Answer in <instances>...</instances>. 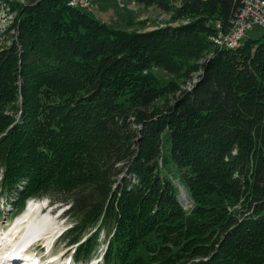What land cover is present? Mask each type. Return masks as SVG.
I'll return each instance as SVG.
<instances>
[{
    "label": "trees",
    "instance_id": "16d2710c",
    "mask_svg": "<svg viewBox=\"0 0 264 264\" xmlns=\"http://www.w3.org/2000/svg\"><path fill=\"white\" fill-rule=\"evenodd\" d=\"M25 1L0 51V200L66 206L79 263L106 230L102 264H264V35L218 50L204 25L241 0H135L196 20L134 35L70 0ZM154 67L203 70L183 91Z\"/></svg>",
    "mask_w": 264,
    "mask_h": 264
},
{
    "label": "rangeland",
    "instance_id": "374dc122",
    "mask_svg": "<svg viewBox=\"0 0 264 264\" xmlns=\"http://www.w3.org/2000/svg\"><path fill=\"white\" fill-rule=\"evenodd\" d=\"M72 1L73 0H70L69 2ZM13 2H17L24 5L27 4L26 3L27 1L25 0L0 1V51H2L4 48L8 46H11L12 44L11 38H13V34L16 32V30L11 27L12 25L15 24V17H16V12L12 11L10 8ZM89 2L91 4V7L89 8L88 12H91L101 22L106 23L109 26L113 27V29L119 30L127 35L152 33L167 27L177 28L188 25L196 20L188 15L185 16L183 14H180V16L177 14L172 15V13H167L165 11H162L156 6L142 5L136 2L135 0H89ZM68 5H70V3H68ZM73 8L79 9L78 6ZM204 25L206 27H212V25L209 22H205ZM263 35H264V30L260 27L255 26L248 33L247 37L249 39L255 40V39H259ZM211 37L212 34L209 36L210 43L212 44L213 47L214 46L217 47V45L214 42H212ZM216 49L224 50L220 48H216ZM212 55L213 52H210L204 57V59L208 61L212 57ZM202 62L203 60L198 63H200L201 65ZM152 69L154 74L163 83H176L178 85L177 87L183 91L185 90L189 91L192 89V87L199 81V77L201 76L203 70V68L200 67L197 69L196 72L191 74L189 79L186 78L182 79V78H177L173 74L168 73L163 68L154 67ZM175 95L178 97L179 92H176ZM169 98L171 99V94L170 96H168V99ZM172 101L170 100V102ZM158 103L159 105H162L163 103L165 104V100L164 99L159 100ZM174 179L176 180V178ZM182 193H181V197L187 196L185 193L183 194ZM180 199L184 204L185 202L182 200V198ZM209 199L212 202H216L218 204L221 203V205H224L229 213L232 210H234L236 207H238L237 205H239V203L236 204L233 200H231L228 197H225V195L221 193L220 195L218 193H214L209 197ZM34 201L39 202L40 206H43L45 205V202L49 201V199H42L41 201L36 199ZM52 208L53 209L56 208V209L53 210L51 214H49V211L47 209L45 212H42L41 214L32 212L29 213V215L27 216L19 218L16 217L15 213L12 212L11 208L6 203L5 199L3 200L1 199L0 200V230L2 228V230H4V232L8 234L13 229L14 225L15 224L17 225V223L21 221L26 222L31 220L48 219L49 221L46 224V229L50 225H56V229L50 235H53V237L57 236L58 234L64 232L66 229L70 227L71 220L66 218L65 216L62 217L61 215V212L67 208L66 206L57 202L54 203ZM185 208L187 209V207ZM25 211L26 209H24V211H22L21 213H24ZM45 231L46 230L44 229L43 233H45ZM40 236L41 235H39L37 238H39ZM13 240L19 241L17 237H15ZM106 240H107V231L105 230L99 235L98 246L96 248V251L93 253V257L86 262H81L80 264H96V263L99 264L98 262L102 263L103 250ZM40 242L43 241L35 240L37 247L34 249L35 252L33 253H35L37 256L40 255V259L43 262L45 261L44 263L50 262L48 264H52L55 258L56 261L59 260L57 264H68L70 262L71 264H76L74 263L72 257L74 251L73 249H75V246L69 245L68 240L61 239L60 242L56 245V247L55 245L52 246L51 244L50 245L51 248L47 246L46 243V246L50 249H48L47 247L46 248L42 247L41 245H43V243ZM174 249L175 247L170 246V250H174ZM138 254L143 257L146 256V252L143 249H139ZM34 258L32 259V262L38 264V261H36ZM32 262L28 261L25 262L24 264H31Z\"/></svg>",
    "mask_w": 264,
    "mask_h": 264
},
{
    "label": "bare ground",
    "instance_id": "6f19581e",
    "mask_svg": "<svg viewBox=\"0 0 264 264\" xmlns=\"http://www.w3.org/2000/svg\"><path fill=\"white\" fill-rule=\"evenodd\" d=\"M69 6L76 7L77 5L70 3ZM211 25L215 30V33L212 35L211 40H212V42H214L217 45V47L214 46L215 48H220V38H219L218 26L215 24H211ZM242 42H243V40H240L236 45L222 47L221 49L235 50L241 46ZM182 192L184 193L183 190H182ZM181 198L184 202H187V198H188L187 196H185V197L182 196ZM48 221H49L48 219L31 220V221H26V222L21 221V222L17 223V225L15 224L13 229L8 234H6L4 237L0 236V264H24L25 262H28V261L32 262V259L34 257H35L34 259L36 261H38V264L39 263H41V264L50 263V262L44 263L45 261L43 262L40 259V255L37 256L35 253H33V252H35L34 248H36L37 245H36L35 241L32 242L33 239H35L36 241L37 240L39 241L40 239H41V241L47 240V242H48L50 240V238L53 237V235H48V234H51L54 230H48V228L47 229L45 228ZM44 229H46V231L48 232L47 233L48 236L46 235V231H45V233H43ZM1 230H2V228H1ZM39 235H41V236L39 238H37ZM15 237H17V239L20 242L13 240ZM54 237H53V241L55 240ZM53 241H51V242H53ZM51 244H52V246L55 245L54 242ZM51 244L47 243V246L50 247ZM41 246L44 248L47 247L46 244L45 245L43 244ZM50 248H48V249H50ZM65 254H66V252H65ZM53 261L54 262H52V264H57L59 260L56 261V259L54 258ZM31 264H36V263L32 262ZM68 264H71V262Z\"/></svg>",
    "mask_w": 264,
    "mask_h": 264
},
{
    "label": "built area",
    "instance_id": "2783aa9c",
    "mask_svg": "<svg viewBox=\"0 0 264 264\" xmlns=\"http://www.w3.org/2000/svg\"><path fill=\"white\" fill-rule=\"evenodd\" d=\"M69 3L87 11L91 7L89 0H74ZM206 22L218 26L220 49L236 45L240 40H244L255 26L264 30V0H241L227 26L217 19Z\"/></svg>",
    "mask_w": 264,
    "mask_h": 264
}]
</instances>
